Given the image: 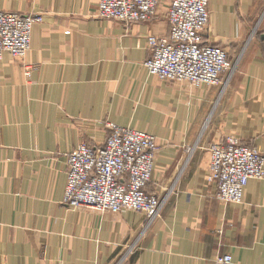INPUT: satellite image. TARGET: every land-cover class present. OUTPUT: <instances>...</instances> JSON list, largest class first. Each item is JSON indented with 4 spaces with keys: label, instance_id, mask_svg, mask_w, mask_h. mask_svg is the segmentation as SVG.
Wrapping results in <instances>:
<instances>
[{
    "label": "crops",
    "instance_id": "1",
    "mask_svg": "<svg viewBox=\"0 0 264 264\" xmlns=\"http://www.w3.org/2000/svg\"><path fill=\"white\" fill-rule=\"evenodd\" d=\"M169 1L126 25L99 18L98 0H0V11L43 17L26 58L0 61V264H264V179L239 205L209 182V148L226 137L264 154V0H210L205 41L242 60L226 88L146 68L149 36H168ZM108 123L156 137L147 191L162 211L150 226L129 210L65 204L68 158L101 147Z\"/></svg>",
    "mask_w": 264,
    "mask_h": 264
},
{
    "label": "built area",
    "instance_id": "2",
    "mask_svg": "<svg viewBox=\"0 0 264 264\" xmlns=\"http://www.w3.org/2000/svg\"><path fill=\"white\" fill-rule=\"evenodd\" d=\"M163 0H98L97 16L126 25L155 18ZM211 20L210 0H170L167 37L151 35L149 72L170 83L187 82L195 87L225 85L232 68L229 53L205 41ZM43 17L0 11V61L6 54L24 60L31 49L32 33ZM34 66H25L31 78ZM109 135L101 147L82 143L68 158L65 204L72 209H92L118 214L125 210L145 216L147 226L161 217L162 203L148 193L158 145L145 131L108 123ZM209 182L225 204H242L250 180L264 179V154L238 137L228 136L211 145ZM217 264H233L225 255Z\"/></svg>",
    "mask_w": 264,
    "mask_h": 264
},
{
    "label": "rangeland",
    "instance_id": "3",
    "mask_svg": "<svg viewBox=\"0 0 264 264\" xmlns=\"http://www.w3.org/2000/svg\"><path fill=\"white\" fill-rule=\"evenodd\" d=\"M231 62H232V68L229 72V74H227L226 76H224V87L223 88H226L228 87L229 83H230V80L232 78V72H238L240 67H241V63H242V60L241 58L237 59V58H231ZM229 81V82H228ZM223 90V89H222ZM226 90V89H224ZM224 90L222 91V93L224 94Z\"/></svg>",
    "mask_w": 264,
    "mask_h": 264
}]
</instances>
